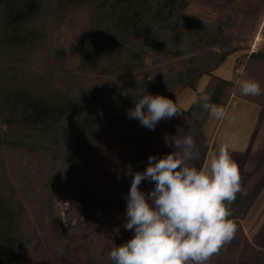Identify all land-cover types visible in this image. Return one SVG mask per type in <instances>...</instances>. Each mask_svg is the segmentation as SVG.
I'll use <instances>...</instances> for the list:
<instances>
[{"label": "trees", "instance_id": "obj_1", "mask_svg": "<svg viewBox=\"0 0 264 264\" xmlns=\"http://www.w3.org/2000/svg\"><path fill=\"white\" fill-rule=\"evenodd\" d=\"M247 1L0 0V264L29 263L35 225L46 241L64 247L69 264H103L114 231L117 246L134 237L123 228L132 181L126 174L115 195L102 196L111 208L106 224L88 235L70 230H82L81 217L99 203L81 177V163L101 138L119 140V150L130 144L128 136L141 128L127 115L135 98L149 93L177 104L185 90L196 92L202 77L211 76L218 81L211 103L226 105L233 94L264 106V48L249 54L240 79L257 81L260 96H245L237 83L211 75L248 49L253 16ZM192 5L210 9L214 18L193 15ZM244 11L241 28L230 35ZM180 110L183 115L156 125L153 131L164 134L160 143L146 149L139 139V149L125 158L140 155L142 161L132 158L133 172L144 171L149 156L167 155L166 138L189 114ZM154 186L143 181L140 190ZM238 196L229 219L243 214L239 204L248 195ZM55 200L69 204L68 228L54 213Z\"/></svg>", "mask_w": 264, "mask_h": 264}, {"label": "clouds", "instance_id": "obj_2", "mask_svg": "<svg viewBox=\"0 0 264 264\" xmlns=\"http://www.w3.org/2000/svg\"><path fill=\"white\" fill-rule=\"evenodd\" d=\"M238 83L245 96L262 94L255 80ZM133 102L128 118L149 130L163 119L183 115L175 102L161 95L147 93ZM201 107L216 119L226 117L225 108L211 103L208 95L202 97ZM166 143L176 151L149 156L144 171L133 172L127 166L125 174L132 181L125 196L123 228L134 231V237L119 246L112 243L108 254L113 264H207L236 234V225L229 219L231 204L238 193H247L228 144L208 153L210 165L198 167L200 153L191 127L179 128ZM143 181L154 183L149 193L140 190Z\"/></svg>", "mask_w": 264, "mask_h": 264}, {"label": "rangeland", "instance_id": "obj_3", "mask_svg": "<svg viewBox=\"0 0 264 264\" xmlns=\"http://www.w3.org/2000/svg\"><path fill=\"white\" fill-rule=\"evenodd\" d=\"M251 1L252 0L247 1L248 4L250 3L252 9L250 13L253 16V26L249 35L247 36L248 49L233 54L236 55V58H239L236 64H238L240 67H233V65H230L226 69H224L225 74L230 75L233 82L237 83V85H239L238 82L241 81V78H246L244 68L249 54L264 48V0L263 2L258 4ZM242 2H244V0H242ZM248 4L245 2V5L247 7H249ZM188 11L193 15L204 19H213L215 16V14L210 9L203 7L202 5H192L188 9ZM246 13L247 11L238 14L237 20L233 23L230 30L228 31L230 35L236 36L237 32L242 26V20L244 19ZM223 64L227 65L228 63L224 62ZM235 69L238 70L236 74L234 73ZM206 119V117H203L202 120ZM202 120L200 123H193V120L190 121L189 118H183L180 122V126L181 128H183V124L185 122L186 126H184V130H187L188 127H191L192 131L195 133V130L197 128L195 124H197L198 126L203 125ZM262 121L263 120L261 118H256V116H254L253 114H247L238 108H234V105H232L223 120V124H236L238 125V128H244L243 131L245 130V133L241 132L239 135L240 137H238V135L236 136L239 138L238 141H240L247 140L246 138L250 140L253 136H255L254 130L257 127L259 134ZM138 126H140L141 128L135 127L137 128V133L134 131L131 135L128 136L130 144L126 145L122 150H119L118 147L120 143L119 140L114 139L112 136L101 138L100 141L96 143L91 149L90 158L88 159V161H82L80 170L81 177H84V183H86L88 188L95 193L93 197L99 200V203L97 204V208L90 212L88 216L83 215V217H81L83 229L80 231L71 229V232H74L76 234L83 233L88 235L95 229H100L103 225H105L106 219L111 213V208L104 204V199L102 198V196L115 195L116 189L120 187L118 183L119 178L121 176H124L128 165L132 166L134 164L132 162V158L134 157L137 161L141 160L140 155L138 154L132 155V158H129L128 160H126L125 158L127 156H130L134 150L139 149L137 145L139 139H142V141L145 142L146 149H149L161 142V137L164 135L161 128L154 132L153 130L146 131L140 124H138ZM170 151L171 153L174 152V147H172ZM240 195L241 194L239 193V200L245 198V195ZM242 196H244V198ZM52 208L54 210V213L60 218L62 227L68 228V224L66 223L65 219L66 212L69 208L68 202L63 200H55ZM29 215H31V220L33 221V214L29 212ZM43 221L46 222V218H43ZM75 223V220H73L70 226L73 228ZM127 232L128 231H126V235L129 234ZM115 233V231L111 233L110 243L104 250L103 264H113L109 263L110 257L108 253L110 252L112 243H118L116 242L117 235ZM31 238L32 242L28 264H69L68 260L62 257L63 253L65 254L64 247H61L60 244H57L56 240L46 241L45 235L41 233L39 227H36V225L34 227Z\"/></svg>", "mask_w": 264, "mask_h": 264}, {"label": "crops", "instance_id": "obj_4", "mask_svg": "<svg viewBox=\"0 0 264 264\" xmlns=\"http://www.w3.org/2000/svg\"><path fill=\"white\" fill-rule=\"evenodd\" d=\"M235 56L232 55L224 61L228 63L227 65L223 64L224 62L217 65L211 71V75L214 78L233 81L230 75L225 74L224 69L230 65L239 66L236 64L239 58ZM237 72L238 70L235 69L234 73ZM217 86L218 81L211 76H204L196 92L185 90L182 93L177 100V105L189 114L175 122L169 141L178 134L183 118H189L190 121L193 120V123H200L203 117H206V120H202L203 125L195 124L197 128L194 134L200 153L197 166L210 165L211 156L208 153L218 152L219 146L224 143L228 144L230 156L240 166L241 185L248 195L246 202L239 204V208L244 210L243 214L238 218L230 219L237 228L233 240L226 244L221 252L213 256L207 264H264V106L251 103L233 94L226 105H220L225 108L226 114L234 105V108L263 120L259 134L257 127L254 130L255 136L250 140L246 138L247 140L238 141L240 133H245L244 128H238L236 124L224 125V119L219 120L212 117L201 107L202 97L208 95L211 102ZM184 126H186L185 122L183 128ZM171 148L168 146L167 154L171 153Z\"/></svg>", "mask_w": 264, "mask_h": 264}]
</instances>
